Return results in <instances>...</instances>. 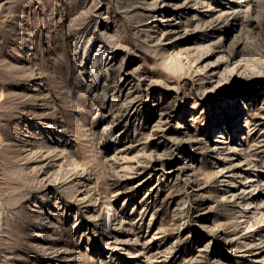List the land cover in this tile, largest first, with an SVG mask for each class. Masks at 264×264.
<instances>
[{"label": "rangeland", "instance_id": "rangeland-1", "mask_svg": "<svg viewBox=\"0 0 264 264\" xmlns=\"http://www.w3.org/2000/svg\"><path fill=\"white\" fill-rule=\"evenodd\" d=\"M263 205L264 0H0V264H264Z\"/></svg>", "mask_w": 264, "mask_h": 264}, {"label": "bare ground", "instance_id": "bare-ground-1", "mask_svg": "<svg viewBox=\"0 0 264 264\" xmlns=\"http://www.w3.org/2000/svg\"><path fill=\"white\" fill-rule=\"evenodd\" d=\"M250 1H252V3L253 2H256V0H250ZM248 2V1H247ZM248 3H250V2H248ZM169 5V3H167L166 1H163V6L164 7H166V6H168ZM247 5H249V4H247ZM169 8H172V7H169ZM174 14H172V13H167V14H165V15H163L162 17H160V19H159V21L160 22H162V23H166V24H168L169 26H171V25H173L171 22H172V20H174V16H173ZM171 30V29H170ZM109 34V33H108ZM107 33H106V36L108 35ZM111 37V36H110ZM113 38V37H112ZM110 40H112V39H110ZM114 40V39H113ZM112 43V42H111ZM110 43V44H111ZM114 44H116V43H114ZM114 46H116V45H114ZM118 47V46H117ZM111 48V47H110ZM115 48V47H114ZM101 49H103V48H101ZM108 50V49H107ZM104 53H105V51H104ZM105 55V54H104ZM102 56H103V54H102ZM101 58V57H100ZM102 59V58H101ZM108 60V59H107ZM102 61V60H101ZM123 62V61H122ZM103 63V62H102ZM105 64H106V62H105ZM121 67H122V65H121ZM142 79V78H141ZM179 127L180 128H182V125H179ZM177 138H178V140L179 141H184L185 143H190L191 141H192V139H191V137H189L185 132H182V134H179L178 136H177ZM195 141V140H194ZM196 148V147H195ZM75 170H77L76 169V167L74 168ZM191 173L192 174H194L195 173V169L194 168H192V171H191ZM250 181V180H249ZM195 186L197 187L198 185L197 184H195ZM251 186V185H250ZM199 187V186H198ZM197 187V188H198ZM86 197V196H85ZM84 198V197H83ZM82 199V198H81ZM258 205V204H257ZM256 205V209L258 210L259 209V211H262V210H260V209H262L261 207L262 206H260V205H262V203L261 204H259V206L260 207H258ZM263 207H264V205H263ZM107 210L109 211L110 210V206H108V208H107ZM262 214H264V212L262 213ZM260 221H262V220H260ZM262 227V226H261ZM262 238H264L263 236L262 237H260L259 239H253V241H258V242H260V243H262L263 242V240H261Z\"/></svg>", "mask_w": 264, "mask_h": 264}]
</instances>
